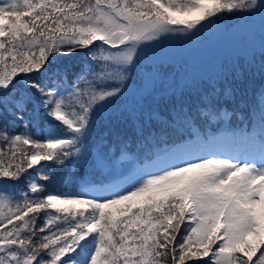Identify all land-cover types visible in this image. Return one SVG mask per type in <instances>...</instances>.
<instances>
[{"label":"snow or ice","instance_id":"1","mask_svg":"<svg viewBox=\"0 0 264 264\" xmlns=\"http://www.w3.org/2000/svg\"><path fill=\"white\" fill-rule=\"evenodd\" d=\"M239 13L264 24V0H0V264H264V102L258 132L198 136L128 187L42 183L53 166L86 163L93 117L123 95L143 42L193 38ZM81 52L69 82L60 58ZM202 103L197 117L229 115ZM197 117L180 104L167 121L144 108L127 119L144 137L154 121ZM111 134L126 141L123 129Z\"/></svg>","mask_w":264,"mask_h":264},{"label":"rangeland","instance_id":"2","mask_svg":"<svg viewBox=\"0 0 264 264\" xmlns=\"http://www.w3.org/2000/svg\"><path fill=\"white\" fill-rule=\"evenodd\" d=\"M241 17L243 18L242 22L231 29H206L193 38H188V35L182 32L169 33L157 40L143 42L137 49L134 65L129 69L128 79L125 81L126 90L123 95L137 94V84H133V79L138 74L135 72L136 65L141 68L144 77H146L145 82L141 84V98L149 103L154 100L152 93L155 81L164 80L170 83L168 91H172L173 95H178L190 91L198 85H207L217 81V69L219 66H224L229 60L233 61V57L242 59L243 55L248 54L257 60V49L264 48V24L259 16L251 18L247 13H243ZM201 23L206 24L207 21ZM142 49L143 51H141ZM235 49L239 52L234 51ZM223 53L228 56H223ZM207 57H211V60ZM163 62H169L172 65L168 69L170 74L175 73L172 81L167 80L168 76L161 70ZM259 67L263 68L264 64ZM262 102H264V97L260 96V105ZM221 126L225 127L224 123L218 127L219 132L214 133L213 136H217L223 131ZM118 160L117 157L113 159L110 169L113 172L118 170ZM131 163L133 161H126L121 167V171L129 170ZM106 166L107 163H104L102 168H106ZM151 167V170H154L155 163Z\"/></svg>","mask_w":264,"mask_h":264},{"label":"trees","instance_id":"3","mask_svg":"<svg viewBox=\"0 0 264 264\" xmlns=\"http://www.w3.org/2000/svg\"><path fill=\"white\" fill-rule=\"evenodd\" d=\"M96 43L99 44L98 42H96ZM60 59L62 61L61 66H66L69 69V81H71V77L73 76V74L79 70L78 65L79 64L82 65L85 61V57L83 55V52H81L77 56L61 57ZM255 63H257V62L254 60H253V62L248 63L245 59V56H243L242 59L235 61V63L233 65H231L232 66L231 68L227 67V64H228L227 63L225 65V68L227 71V76L222 78L220 81H218V84H214V85H217L220 88L221 85L223 84V86H224L223 88H225L227 91L230 90L231 94L229 96H231V99H233L237 103L254 100L253 95H249L246 93V91H243V90L245 88L244 83L247 82V80H249V83L247 84V86L248 85L250 87L254 86V82L251 78H249V75H250L252 68L256 69ZM162 72L164 73V70ZM235 73L238 74L241 79L234 78ZM229 83H230V85H228ZM204 87L206 88L205 90H212V88H208L207 85H205ZM159 89H163V88L162 87L159 88L157 86H156V88H154L153 96H155L156 91H158V93H159V91H161ZM200 90H198L196 92V95H198L201 92ZM192 94H193V92H192ZM165 98H166L165 96L161 95L158 97V100L156 99V100H153V101L148 103V101L145 99L142 100V102H139L134 97L131 98L129 96H124V95L120 96L118 99V102H116L114 104V106L111 105L109 107V111L105 112V113H109L110 116H108V114H104V113L100 112V115L98 116V122L100 124H103L107 120H109V121H115V119L125 120L128 118L129 113H131L133 111L138 112L140 110V108H144L145 110L153 109V110L157 111L158 113H160V119L162 121H166V119H165L166 110H165L164 106H169L170 104H168V102L165 100ZM162 100H164V102H162ZM182 100L188 102L187 97L185 95H184V98ZM102 112H104V111H102ZM193 115H194V117H197V115H195V114H193ZM6 119L8 121H11L12 118L7 117ZM198 119H199V117L196 118V120H198ZM3 122H4V118H0V124H2ZM118 125L119 124H115V126H114L115 129H117ZM152 126H154L157 129L158 133H164V124H161L160 122L154 121ZM112 129L113 128H109V126H107V127H105V129L103 131H101V133L99 135H97L96 130H92L93 136L90 135L91 139L92 140L94 138L99 139L100 144H103L105 142H107V144H108L110 142V139H111L110 143L115 147L118 145V140L115 136H112V134H111ZM15 130L17 132L20 131V129H15ZM105 133H108V135H105ZM148 133H149V130H148ZM96 139H94L93 144H96V142H95ZM84 143H85V141H84ZM126 144L128 147H131L132 145L138 144V146L141 148L145 144V141L142 139L141 136L136 135L134 130H133V133L127 136ZM83 148H84V146H83ZM79 167L76 166V168H79ZM67 168H68V163H66L62 167L53 166L52 174H51L52 178L47 182L42 181V183H45L48 191L50 190L52 192H55L56 181H58V179L61 177L60 174H62L63 170L67 169ZM70 179L74 180V181L79 180V178H75L74 175H72ZM22 180L23 179H21L20 181L17 182L19 187L22 184ZM56 186L58 189L59 186L57 184H56Z\"/></svg>","mask_w":264,"mask_h":264}]
</instances>
